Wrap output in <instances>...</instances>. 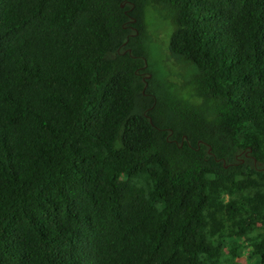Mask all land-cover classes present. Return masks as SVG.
Returning a JSON list of instances; mask_svg holds the SVG:
<instances>
[{"label": "trees", "instance_id": "16d2710c", "mask_svg": "<svg viewBox=\"0 0 264 264\" xmlns=\"http://www.w3.org/2000/svg\"><path fill=\"white\" fill-rule=\"evenodd\" d=\"M242 258L264 264V0H0V264Z\"/></svg>", "mask_w": 264, "mask_h": 264}, {"label": "rangeland", "instance_id": "374dc122", "mask_svg": "<svg viewBox=\"0 0 264 264\" xmlns=\"http://www.w3.org/2000/svg\"><path fill=\"white\" fill-rule=\"evenodd\" d=\"M155 25H158V28L159 29V36L158 38L160 40H163L165 42V44H167V36H166V32H167V25L164 21H161V20H157L156 21V24ZM240 262V264H255V261H249L248 263H246L245 259L242 258V261H238Z\"/></svg>", "mask_w": 264, "mask_h": 264}]
</instances>
